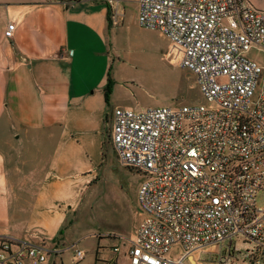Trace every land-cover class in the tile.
Masks as SVG:
<instances>
[{
	"label": "built area",
	"instance_id": "1",
	"mask_svg": "<svg viewBox=\"0 0 264 264\" xmlns=\"http://www.w3.org/2000/svg\"><path fill=\"white\" fill-rule=\"evenodd\" d=\"M138 3V23L169 38L168 54L194 73L204 100L112 110L109 140L143 177L128 264H262L264 10L248 0ZM61 251L0 235V264H46Z\"/></svg>",
	"mask_w": 264,
	"mask_h": 264
},
{
	"label": "crops",
	"instance_id": "2",
	"mask_svg": "<svg viewBox=\"0 0 264 264\" xmlns=\"http://www.w3.org/2000/svg\"><path fill=\"white\" fill-rule=\"evenodd\" d=\"M248 1L264 10V0ZM123 16L108 0H0V235L70 241L78 264H128L129 238L141 221L140 175L115 201L120 222L91 232L94 247H82L85 223L69 240L78 214L93 208L89 195L108 159L112 110L128 107L115 99L112 75L113 63H120L115 39ZM9 22L16 25L12 37L5 34ZM135 214L140 220L132 228L126 220ZM125 246L126 263H120ZM76 248L84 252L80 260ZM61 249L46 264L62 260Z\"/></svg>",
	"mask_w": 264,
	"mask_h": 264
},
{
	"label": "rangeland",
	"instance_id": "3",
	"mask_svg": "<svg viewBox=\"0 0 264 264\" xmlns=\"http://www.w3.org/2000/svg\"><path fill=\"white\" fill-rule=\"evenodd\" d=\"M116 2L117 7L123 9L124 16L115 39V48L120 58V63L115 61L112 69V75H115L118 82L115 99L124 106L134 109L202 102L204 98L194 73L176 66L168 54L169 38L159 31L142 27L137 22L134 0H116ZM117 65V70H114ZM113 90L114 87L112 92ZM106 147H108V159L99 168L98 181L89 195V198L94 199L93 208L80 212L79 226L71 228L68 232L69 240L74 239L81 234L82 223L87 225L89 229L82 237L83 248L94 247L95 240L91 232L94 230L106 232L113 223L120 222L121 217L118 220L120 212L115 201L120 197L121 192H127L132 184L140 182L141 179L139 174L119 162L110 142H107ZM258 205L264 207V192L258 195ZM139 220L140 217L136 214L129 216L126 225L134 228ZM69 242L66 241L67 244L60 242L59 237L46 242L51 245L59 244V247L65 248V254L57 264H78L73 258L74 251ZM126 248V246L122 248L120 263H126V259L123 258Z\"/></svg>",
	"mask_w": 264,
	"mask_h": 264
},
{
	"label": "trees",
	"instance_id": "4",
	"mask_svg": "<svg viewBox=\"0 0 264 264\" xmlns=\"http://www.w3.org/2000/svg\"><path fill=\"white\" fill-rule=\"evenodd\" d=\"M113 84H114L113 79H112L111 75H109L108 86H107V90H106V99L108 102L110 100V94L112 92Z\"/></svg>",
	"mask_w": 264,
	"mask_h": 264
}]
</instances>
